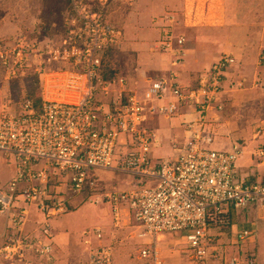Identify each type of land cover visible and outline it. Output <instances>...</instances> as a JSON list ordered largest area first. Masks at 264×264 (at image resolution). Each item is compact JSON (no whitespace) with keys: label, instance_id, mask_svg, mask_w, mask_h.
<instances>
[{"label":"built area","instance_id":"obj_1","mask_svg":"<svg viewBox=\"0 0 264 264\" xmlns=\"http://www.w3.org/2000/svg\"><path fill=\"white\" fill-rule=\"evenodd\" d=\"M91 1L103 0H71L72 15L64 22L69 27L66 36L57 46L45 44L48 50L44 54L34 41L0 40V80L35 74L39 100L38 107L30 99L21 100L17 107H0V153L14 166L7 185L0 186V213H10L22 201L47 218L57 217L68 211L61 189L65 175L70 174L69 188L77 192L90 169L126 172L155 180L153 186L143 181L128 190L103 195L114 229L131 224L139 230L140 238L150 240L137 249L135 264H168L156 248L165 234H179L191 260L202 264L208 259L223 260L218 241L222 228L229 224V213L236 219L251 207L264 206V148L257 147L253 154L256 167L263 170L240 175L237 160L241 145L213 149L211 132L206 131L207 117L225 108L221 96L241 85L226 75L235 58L222 54L198 74L192 86L184 88L174 81L173 72L157 80L147 77L142 87L136 83L127 86L116 74L103 79L99 54L115 47L122 32L105 22ZM174 19V14L163 17L165 24L153 47L173 51L176 64L182 59L185 39L172 31ZM174 40L181 48L172 49ZM35 56L40 63H35ZM55 63L61 66H51ZM66 63L72 67L64 66ZM77 63L83 64L81 68H74ZM110 91L116 98L102 101L97 97ZM180 106L190 108L194 117L183 125V139L171 144L178 153L154 162L149 152L157 137L146 123L154 115L171 119ZM118 146L122 147L119 154ZM18 207L11 213L13 223L26 214L25 206ZM47 225L42 226L46 237L41 239L24 236L19 240L10 235L0 255L21 258L24 247L48 258L52 246L45 242L50 235ZM237 225L229 228L232 246L254 234L249 229L235 230ZM212 227L218 230L216 235L209 234ZM81 233L86 264H113V250L104 242L102 227ZM225 264H255L254 256L242 250Z\"/></svg>","mask_w":264,"mask_h":264},{"label":"rangeland","instance_id":"obj_2","mask_svg":"<svg viewBox=\"0 0 264 264\" xmlns=\"http://www.w3.org/2000/svg\"><path fill=\"white\" fill-rule=\"evenodd\" d=\"M66 1L0 0V40L10 43L13 40L19 39L34 41L40 45V50L44 54L48 50L45 44L52 42L51 44L53 45H59L60 40L66 36L69 29L68 25L64 22L72 15L71 9L69 10L70 14L64 19L63 15H60V10L66 4ZM170 1L167 0L169 5H171ZM68 2L71 8V0ZM104 2L105 0L101 3L98 1H91L90 3L93 5L95 11L102 14L104 21L116 26L122 32V35L114 43L115 47L111 50L100 52L101 73H104L105 70L110 75L109 72L113 69L114 74L116 73V75L123 77L127 86L132 87L133 80L135 79L134 65L136 64V59L140 62L141 59L145 58L144 60H146L148 59L147 57L151 58L157 52H166L153 46L161 36L165 24L163 17L167 14H174L175 16L172 22V31L181 34L185 39L186 45H191L192 47H200L201 43H197L198 36L204 37L197 32L198 28H202L199 27L200 24L208 27L213 26L210 30L204 31H208L209 35L216 34L215 32L219 31L218 36L225 37L221 39H218V37L212 38L210 41L211 48L208 50L206 45L202 47L206 55L204 57L200 56L201 59L200 57L195 58L193 61V64L200 65L202 69L196 70L194 79L190 82L182 81L175 73H172L174 75L173 79L183 88L192 86L196 82L198 74L203 72L204 68L217 57H220L223 52L232 55L235 58V64L226 71V75H230L228 76L229 81L231 79L233 81L239 79L238 81L241 82V85L235 89L228 90L221 96L224 103L220 102L225 108L220 113L210 114L212 116L207 117L206 128L208 129L206 131L208 133L211 132V147L213 149H227L237 143L241 145L240 147L243 150L251 141L248 139L250 134L252 138L253 134L257 130L259 131V129L261 131L260 136L264 139V0H180L181 6L171 5L165 7L162 11L159 8V0H106ZM184 7H187L186 16L182 14ZM141 11L144 13L145 22H141L140 20ZM128 19H133L132 27L129 26ZM45 20H54L56 23L45 26ZM185 24L188 27L185 28ZM190 26L194 27L190 28ZM214 27L217 31H214ZM143 29L144 31L141 34L140 30ZM153 32L158 34L157 38V35L153 36ZM204 35L205 37L207 36L205 33ZM237 36H239V44L235 39ZM128 40L129 43H133V45L130 44V47L126 44ZM220 45H223L222 49L216 50V46L221 47ZM179 48L181 47L177 46L174 40L172 49ZM182 49H185V44H183ZM148 53L150 54L148 55ZM33 59L36 64L40 63L41 59L39 56H35ZM56 65L58 67L61 66L60 63H55L51 66ZM63 65L68 66V68L72 67L70 63ZM82 65L81 63H77L73 66L79 69ZM168 73L166 72L163 77H169ZM32 74L26 73L23 76H14L0 80V107L1 105L17 107L22 98L34 92L38 96ZM160 76V74H152L150 77L153 80H157ZM114 94L110 91L107 95L99 93L97 97L102 101H107ZM231 105L234 108L230 111ZM183 111H185V115L190 116L192 114L190 108L180 106L178 115L184 114L182 113ZM189 119L190 117L186 118L185 122L181 123V125H185ZM228 121L230 122V127H228L230 135H226V133L221 135L218 131H222L223 128L225 129L226 122L228 123ZM151 122L148 121L146 127L155 131L156 129L153 128ZM255 140L251 143V147L256 145L253 147V151H251V158L257 147L264 148V143L257 141L258 137ZM173 142L175 141H170L161 136L159 142L150 148L149 157L151 160L158 162L162 159L174 157L178 151L171 148ZM120 150H122V147L118 146L116 149L117 154L120 153ZM117 158L118 156H116ZM252 163L251 167L257 169L256 163L253 160ZM248 164H250L249 161ZM239 167H237L238 174L245 175L247 172L249 173V169L247 171V169ZM259 168L263 169V167ZM13 174L14 166L12 162L5 160V157L0 153V186L4 188ZM69 180L70 174L65 175V183L61 185L68 207V211L63 215L47 218L41 211L35 207L27 206L22 201L20 205L18 204L14 207L16 210L20 208L18 206L26 207V214L22 221L19 220L18 223H13L12 219H10L14 216H11L14 209L10 213L7 211L0 213V228L2 229L3 226V230L0 232V249L10 235H14L19 240L24 236L25 238L34 237L41 239L44 236L42 234V226L48 224L47 228L50 235L48 236L49 240L45 239V242H50L52 255L45 258L43 254H41L42 256H39V254L35 255L23 247L21 258L15 255L16 257L14 256L12 259H5L3 255H0V264H86V251L82 243L83 236L81 232L92 229L95 226L103 228L105 234L104 242L110 244L113 250V264H135L134 256L137 249L140 246L148 244L150 240L149 238H140L138 236L139 230L137 227L131 226V224L127 226L123 224L120 229H114L111 222L110 207L103 200V195L107 192L128 190L130 187L143 181H145V185L153 186L155 180L138 178L126 172L95 168L88 170L87 180L82 185L80 191H72L69 188ZM89 181L92 182V185L89 184ZM252 208L255 207L249 208L248 211ZM33 211L39 216L33 215ZM233 220L230 221L231 223L226 228H223L227 230H225L227 234L223 233L219 236V239H224L225 235L229 236H227L228 243H226V240L225 243L222 241L224 243L222 248L223 260L213 261L208 259L207 261H203L206 264L226 262L227 257L230 258L233 255L239 256L242 250L250 251L251 249L248 246H253V253L255 254L254 248L257 241L264 239V220L259 221L257 225H252V227L248 224L244 225V229L253 230L254 234L242 244L232 246L229 244L231 240L229 228L233 223L237 225L239 218ZM30 221L32 224L28 225L31 223ZM58 221L61 222L59 225ZM121 222L123 223L122 220ZM234 229L236 230L237 226ZM241 230L238 226V231ZM217 232L218 230L216 231L212 227L209 234L216 235ZM56 233L57 235L61 233L60 236L64 240L63 243H58V240L55 241ZM156 248L159 255L168 264H202V261L190 259L184 247V240L180 238L179 234L177 236L165 234V237L156 243Z\"/></svg>","mask_w":264,"mask_h":264},{"label":"crops","instance_id":"obj_3","mask_svg":"<svg viewBox=\"0 0 264 264\" xmlns=\"http://www.w3.org/2000/svg\"><path fill=\"white\" fill-rule=\"evenodd\" d=\"M170 4L172 6L177 5V7L181 6L180 5V0H171ZM171 5H169V2H167V0H159V6H160L159 8L161 9V11L164 10L165 7H168V6H171ZM186 8L187 7H184V12L182 13L184 16L187 15L185 13V12H187ZM195 9H194V13H195ZM132 20L133 19H128L127 20V22L129 21V26H131V27L133 26V21ZM140 20H141V22H145L143 11L140 12ZM186 27H188V26L186 25L185 28ZM191 27H194V26H190V28ZM199 27H202V28H198L197 32L204 36V37H199L198 36L197 43H201L200 47H197V46L196 47H192L191 45H186V42H184L185 49H183L182 59L178 63L174 64V62H173L174 59L176 58L173 51H170V52L166 51L165 53L157 52L156 55H152L151 58L147 57L148 59H146V60H144L145 58L142 56L144 59H141L140 62L137 61V59H136V64L134 65V78L135 79L133 80L132 86L134 85V83H136L138 87H142V86L145 85V81H144L145 78L150 77L152 74H160L161 76H163L166 72H173V73L177 74L179 79H181L182 81L190 82L192 79H194V75H195L194 73L196 72V70L198 71V70H201L202 68L198 64L197 65L193 64L194 63L193 61H194L195 58H198L200 56L204 57L206 55V53H204L205 51H204V49H202V47L206 45V48L208 50V49L211 48L210 41H211L212 38H217L218 37V39H221V38L225 37V36H218V32L219 31H217V29L215 27H214V29H215L214 31H217V32H215L216 34L209 35L208 31H204V30H210V28H213V26L208 27V26H204L203 24H200ZM143 31H144V29L140 30V33L142 34ZM204 33L207 34L206 37H205ZM152 34H153V36L157 35L156 38L158 37V34H155V32H153ZM174 34H179V33L178 32H174ZM220 35H221V33H220ZM235 39L237 40V42L239 44V36L235 37ZM204 42H206V43L204 44ZM218 43L222 44L221 42H218ZM126 44L128 45V47H130V44L133 45V43H129V40H128V42H126ZM134 45L137 46L136 43H134ZM217 46L215 48L216 50H218L219 48L222 49V47H223V45L222 46L220 45L221 47H217ZM149 54L150 53H148V55ZM223 54H227V53L223 52ZM141 55H138V56H141ZM201 57H200V59H201ZM220 57H221V55H220ZM218 58L219 57H217L214 61H216ZM213 62L208 64L204 69L208 68ZM238 64H239V61H238ZM237 73H239V72H237ZM228 76H230V75H228ZM238 80L237 81L235 80V81L237 83H239ZM237 87H239V86H235L233 89H235ZM230 90H232V89H230ZM230 107H231L230 108V111H231L232 108H234V106L231 105ZM182 113H184V114H180V115L177 114L175 117H173L171 119H166V118H164L162 116H159V115H154L153 117H151V119H150V121H152L151 124L153 125V128L158 131L157 132L155 130L156 131L155 134H156V137H157V143L159 142V139H160L161 136H163L166 139H169L170 141H173V140L176 141V140L183 139L182 137H184V131H183V125H181V123H184L185 119L188 118V117L192 118L193 114H190V116H189V115H185V111H183ZM229 123H230L229 121H228V123L226 122V127L227 128L226 127H225V129L223 128L222 131L219 130L218 133H220L221 135H223L224 133H226V135H230V131L228 130V127H230ZM260 134H261L260 129H259V131L257 130V132H255L253 134L252 138H251L252 135L250 134V137L248 139H250L251 141L242 150V154L239 157V159L237 160V165L240 166L243 169H247V171L249 169V173H254L256 170L257 171L263 170L261 168L254 169V167H251L253 165L252 160L254 159L253 157L251 158V151H253V149H254L253 147L256 146L255 145V146L251 147V143L253 141H256L255 140L256 137H258L257 141H260V142L264 143V139H263V137L260 136ZM229 148H227V149H229ZM227 149H224V150H227ZM248 161L250 162V164H248ZM32 214L33 215L35 214L36 216H39L35 212L32 213ZM262 220H264V206H257L255 208H252L248 212L245 211L242 214H240L239 222H238L236 230H238V226H239V228L244 229L245 228L244 225L248 224L249 226L252 227V225L253 226L257 225V223L259 221H262ZM52 223L54 224V222H52ZM60 223L61 222L58 221V225ZM31 224H32V222L30 224H28V225H31ZM2 230H3V226H2V229L0 230V232ZM223 233H225V232L222 231L219 234V236H221ZM225 234H227V233H225ZM60 235H61V233H60ZM60 235H57V233H56L55 241L58 240V243H63L64 240H62ZM227 236L228 235H225L224 239L222 238V239H219V241H218L220 243L219 244V250L220 251H222V248H223V245L225 243V240H226V243H228V241H229L227 239ZM222 241H224V243ZM248 247L252 250V253H253V246H248ZM254 249H255V254L253 253V256H254L255 264H264V239L258 240ZM212 264H225V262H213Z\"/></svg>","mask_w":264,"mask_h":264},{"label":"trees","instance_id":"obj_4","mask_svg":"<svg viewBox=\"0 0 264 264\" xmlns=\"http://www.w3.org/2000/svg\"><path fill=\"white\" fill-rule=\"evenodd\" d=\"M68 1H69V0L66 1V4H65L64 6H62V8H61V10H60V15H61V16L63 15V19H64L65 17H67L68 14H70V12H69V10H70V5H69V2H68ZM44 23H45V24H44L45 26H49L50 24H55L56 21H54V20L46 21V20H45ZM62 23H63V22H62ZM112 72H113V73H112ZM109 73H110L111 76L114 75V70L112 69L111 72H109ZM115 74H116V73H115ZM32 75L34 76V80H35L34 83L36 84V87H35V88H37V91H36V92H38V79H37V76H36L35 74H32ZM100 75H101V77H102L103 79H106V78H109V77H110V75L107 74V73L105 72V70H104V73H101V72H100ZM24 99H30V100L33 102V105H34L35 107H38L39 100H38L37 93L34 92V93L30 94V95H27L26 97L22 98V100H24ZM228 218H229V223H231V222H230L231 220L235 219V217H234L232 211L229 213ZM233 221H234V220H233ZM222 230L225 232L226 229H223V228H222ZM222 230H221V231H222ZM226 231H227V230H226Z\"/></svg>","mask_w":264,"mask_h":264}]
</instances>
